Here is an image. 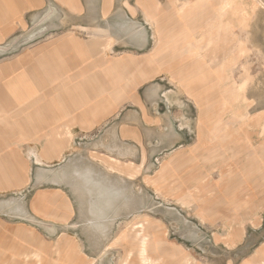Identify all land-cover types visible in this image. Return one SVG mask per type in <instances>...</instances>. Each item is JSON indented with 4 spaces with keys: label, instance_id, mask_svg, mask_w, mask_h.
Instances as JSON below:
<instances>
[{
    "label": "rangeland",
    "instance_id": "obj_1",
    "mask_svg": "<svg viewBox=\"0 0 264 264\" xmlns=\"http://www.w3.org/2000/svg\"><path fill=\"white\" fill-rule=\"evenodd\" d=\"M80 1L0 40V264H264V0ZM69 34L81 60H34Z\"/></svg>",
    "mask_w": 264,
    "mask_h": 264
},
{
    "label": "crops",
    "instance_id": "obj_2",
    "mask_svg": "<svg viewBox=\"0 0 264 264\" xmlns=\"http://www.w3.org/2000/svg\"><path fill=\"white\" fill-rule=\"evenodd\" d=\"M136 1L137 2L139 1V3L141 2V0H136ZM115 2H116L115 0H100V7H99L100 12L103 14H105V13L108 14V13L112 12ZM169 2L171 3V1H169ZM207 2H208V4L210 3L209 8H211V10L208 11L206 14L203 13L201 15H206L208 18L212 17V18H214V20L218 19L219 17H217V16L221 15V12H219L218 6L223 1L222 0H207ZM51 3L56 7L60 6V7L64 8L65 12L72 15V16H74V14H76V15L82 14V12H83L82 9L84 8L82 6V3L80 0H0V40L4 42L5 40L9 39L14 34V32H15L14 30L17 29L18 27H21L20 29L23 30L22 24L25 23V19H26L25 16L29 12H39L41 10H44V9L48 8L49 6H52ZM123 3L124 2L122 1L121 6H120L121 8L125 7L123 5ZM127 3H129V2H127ZM141 5H143V4H141ZM229 5L230 4H227L226 11H227ZM129 6L132 7V5H129ZM144 10H145V14L148 18H150L153 15L152 13H150V12H153V8L148 7V8H144ZM128 13H129V11H128ZM209 13H213L215 16L208 15ZM105 18L101 17L100 19L104 20ZM129 18H131V16ZM211 20H213V19H211ZM187 23H188V21H187ZM213 26H214V24H213ZM227 26H229V23H227ZM228 41H229L228 36L221 35V37H220L218 32H214L212 34V39L210 42L211 43V50L216 51V57H215L216 59L219 58V52L222 49L225 50L224 46L226 45V43ZM85 47H86V44H84V42H81V40L79 38H77L76 35H74V34L65 35L64 37H62L56 41L39 42L38 44L36 43V45H34V52H35L34 60H37L40 62L51 61L52 63L50 65L53 66L54 68H57L59 66L58 62H62L65 59H68V56L69 57L70 56L79 57L81 60L82 56L86 55L83 52ZM27 50H29V48ZM81 52H83V53L80 54ZM66 53H67V55H66ZM18 59H19V57L16 58V62ZM5 86H7V85H5ZM0 97L5 98L3 95L1 96V94H0ZM115 131H117V134L115 135L114 140L116 141V146L117 145L120 146L123 143L122 136H121L120 132L118 133L117 128H115ZM0 139H1V137H0ZM25 156H27V155H25ZM114 156H117V155H114ZM74 157H75V155H74ZM32 158L35 159L38 163H42V164H44V162L46 161L44 159L45 158L44 155L42 153H40L39 151L38 152L36 151V153L34 154V157H32ZM109 158H111V157H109ZM65 159H64V161L58 163L57 164L58 168H56L54 170V175H53L54 181L57 183L61 181L60 180L61 175H60L59 169L61 168V170L66 171V172H68V170H69L70 163H68V162H70V160L72 158H69V154H68L65 156ZM112 159H113V157H112ZM117 160L118 159H114V161H117ZM3 162L4 161L2 160V156H1L0 163H3ZM63 162H64V164H63ZM88 168L90 169L89 166H88ZM39 169L41 170V172H39L37 174L36 179H38V182L40 183V181L42 179L46 178L45 177L46 175L43 174L42 172H44L45 170H48V169H44L42 167H40ZM43 196H48V195H42V193L35 195V199L33 201L34 210L37 214L41 215L42 217H48L49 216V218H50V214H52V213L49 214L50 208L47 207V203L53 204L54 202L50 203L47 200L51 199L54 201V196L52 194H50L48 197H43ZM0 205H2V204H0ZM17 209L19 211V206ZM1 226H3V225L2 224L0 225V233L2 232ZM29 236H30L29 241H32V239H31L32 234ZM18 237H21V236L18 235ZM21 238L26 239V238H24V236Z\"/></svg>",
    "mask_w": 264,
    "mask_h": 264
},
{
    "label": "bare ground",
    "instance_id": "obj_3",
    "mask_svg": "<svg viewBox=\"0 0 264 264\" xmlns=\"http://www.w3.org/2000/svg\"><path fill=\"white\" fill-rule=\"evenodd\" d=\"M75 171V170H74ZM83 175V174H82ZM84 175H86V174H84ZM80 177V176H79ZM81 177H83V176H81ZM85 177H87V176H85ZM89 178V177H88ZM80 179H82V178H80ZM87 179V178H86ZM86 181V180H85ZM87 182V181H86ZM84 183V182H83ZM76 184V183H75ZM86 184V183H85ZM102 202V201H101ZM100 203V202H99ZM91 209V208H90ZM29 215V214H28ZM144 246V245H143ZM143 252V251H142Z\"/></svg>",
    "mask_w": 264,
    "mask_h": 264
}]
</instances>
